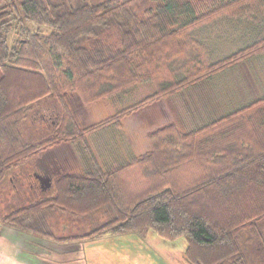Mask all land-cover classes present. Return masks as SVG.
Instances as JSON below:
<instances>
[{
  "label": "trees",
  "instance_id": "16d2710c",
  "mask_svg": "<svg viewBox=\"0 0 264 264\" xmlns=\"http://www.w3.org/2000/svg\"><path fill=\"white\" fill-rule=\"evenodd\" d=\"M214 1L199 14L192 0L0 5V186L9 172L21 173L65 142L78 143L94 162L87 137L97 129L121 127L140 107L247 60L251 66L264 53V0ZM223 17L252 39L207 60L205 42L192 30ZM143 82L151 93L86 126L66 98L74 92L90 105ZM223 112L185 131L164 124L147 133L149 151L104 169L91 163V170L58 174L49 193L39 189L0 224L60 243L104 233L144 238L153 230L166 240L183 236L190 264H264V94ZM28 121L37 131H23ZM64 211L81 223L62 227ZM251 249L261 257L251 258Z\"/></svg>",
  "mask_w": 264,
  "mask_h": 264
},
{
  "label": "rangeland",
  "instance_id": "374dc122",
  "mask_svg": "<svg viewBox=\"0 0 264 264\" xmlns=\"http://www.w3.org/2000/svg\"><path fill=\"white\" fill-rule=\"evenodd\" d=\"M12 1L0 0V5ZM192 2L197 5L199 14L206 10L212 0H192ZM232 25L231 19L223 17L213 23L195 28V31L192 30L194 32L192 37L197 42L204 40L207 60H215L228 54L252 39V36H249L246 32L233 31ZM51 30L50 27L41 26V31L45 34ZM247 61L224 72H219L217 75L180 93L160 98L138 108L121 119V127L110 124L97 129L87 137L89 148L96 159L94 162H90L78 143L66 142L41 153L40 157L31 161L30 166L25 164V169L21 170V173L20 170L14 173L9 172L8 178L2 187L0 186V217L10 209L19 207V205L35 198L39 189L46 191V194L49 193L51 180L62 172L91 170L94 163L104 169L115 161L113 160L115 156L121 160V158H130L149 151L150 143L146 138L147 133L164 124L175 123L179 130H189L221 116L225 113L223 112L224 108L231 109L244 105L252 98L264 94V53L252 60L253 71H250L251 66ZM251 89L256 90V96L252 95ZM152 90V84L143 82L122 95L117 94L112 98L100 100L90 105L82 104L74 92H68L66 98L77 123L80 126H86L114 113L120 107L142 99ZM34 123L25 122L23 131L29 129L37 131L32 127ZM111 154L114 158L110 156ZM111 160H113L112 163ZM29 168L32 170H29ZM64 212V214L62 213L61 216L57 217L60 218L62 227H69L71 222L72 227L77 223H81V217L75 218L71 216V213ZM107 217L104 211L102 220ZM262 227L264 229V223H262ZM68 231L67 229L65 233L59 231L58 234L60 236H64L66 233L72 234L74 229ZM81 232L82 230H78L73 234H81ZM147 238L152 246L156 248V260L152 257L153 264H190L183 255L186 246L183 236L166 240L160 238L155 231L151 230ZM140 251L143 254L145 253L142 249ZM251 252V258L256 256L259 258L261 255L264 257V253L260 255L257 251L253 252V249H251ZM47 253L50 254L49 250Z\"/></svg>",
  "mask_w": 264,
  "mask_h": 264
},
{
  "label": "crops",
  "instance_id": "0c3cea01",
  "mask_svg": "<svg viewBox=\"0 0 264 264\" xmlns=\"http://www.w3.org/2000/svg\"><path fill=\"white\" fill-rule=\"evenodd\" d=\"M147 237L104 233L60 243L0 224V264H153L156 248Z\"/></svg>",
  "mask_w": 264,
  "mask_h": 264
}]
</instances>
